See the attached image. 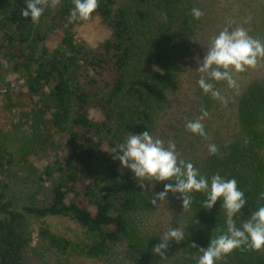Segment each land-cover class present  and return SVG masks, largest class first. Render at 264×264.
<instances>
[{"label":"trees","instance_id":"obj_1","mask_svg":"<svg viewBox=\"0 0 264 264\" xmlns=\"http://www.w3.org/2000/svg\"><path fill=\"white\" fill-rule=\"evenodd\" d=\"M73 7V0H61L44 28L49 7L33 24L21 15L25 0H0V264H28L25 251L33 242L28 215L41 220L38 244L52 253L55 264L108 261L118 249L138 263L180 264L154 262L158 255L152 248L159 240L140 223L154 207L151 196L111 151L130 132L155 133L169 95L178 88L176 55L194 33L190 8L185 0L121 5L98 0L87 21L69 23ZM86 24L102 35L86 41L81 32ZM2 63L12 75L20 73L22 82H2ZM213 83L219 89L225 82ZM201 100L197 114L186 116L193 120L201 109L208 112L202 121L209 135L206 154L186 152L189 140L201 139L184 128L176 146L179 157L206 176L235 178L247 200L241 221L247 220L264 206V83L254 81L240 94L237 129L228 134L213 118L214 111L222 112L219 100L204 93ZM11 134L13 141L7 138ZM210 144L218 149L215 155ZM15 180L37 185L36 193L44 194L40 203L16 207L5 193ZM204 200L194 193L186 210L187 246L198 256L200 247L226 231L220 201L209 210ZM45 218H68L80 231L65 236ZM224 258L230 264H264V249L242 247Z\"/></svg>","mask_w":264,"mask_h":264},{"label":"clouds","instance_id":"obj_2","mask_svg":"<svg viewBox=\"0 0 264 264\" xmlns=\"http://www.w3.org/2000/svg\"><path fill=\"white\" fill-rule=\"evenodd\" d=\"M59 0H25L26 8L21 15L30 17L36 24L45 11V7L54 8ZM68 22L87 21L98 7V0H73ZM204 12L199 8L192 9V16L199 20ZM231 29V30H230ZM264 58V42L251 37L243 27H225L211 38L207 51L197 59L196 71L200 74L197 81L199 88L213 99L226 103L225 98L214 86L213 82H226L229 88L238 87L236 74L255 68L258 61ZM208 112L201 109V115L185 124L187 131L194 135L205 136L203 120ZM130 132V131H129ZM209 153L218 151L215 145L208 146ZM113 158L121 167L132 174L141 189L152 192L156 184L162 183L163 190L151 197L153 205L169 199V193L179 199L183 210H187L193 202V194L204 195L205 209H212L220 201L224 210L226 231L212 238L206 247H200V255L196 264H217L235 249L247 247L252 250L264 249V206L251 213L247 220L241 221L247 200L238 188L235 178H226L219 173L211 176L201 174L191 161L179 157L177 147L172 139L167 143L155 138L148 130L141 133L130 132L123 141L112 148ZM264 198V197H262ZM237 221H241L239 226ZM187 232L183 227H170L159 237L152 250L164 257L170 243L179 244L184 241Z\"/></svg>","mask_w":264,"mask_h":264},{"label":"rangeland","instance_id":"obj_3","mask_svg":"<svg viewBox=\"0 0 264 264\" xmlns=\"http://www.w3.org/2000/svg\"><path fill=\"white\" fill-rule=\"evenodd\" d=\"M186 6L190 8L192 13L193 8H199L204 12V15L199 19H194L193 28L194 33L191 37L184 41L182 50L176 55V69L178 72V88L171 93L167 100V106L160 114V120L158 127L153 134V137L160 138L167 143L169 139H172L176 146L177 141L185 136V124L190 120V116H186L189 112L197 114L202 97V90L199 88L197 81L200 78V74L196 71L197 59L202 58L204 52L207 51L208 45L212 37L217 35L225 27L231 24V28L243 27L247 30L248 34L264 42V0H185ZM61 0L54 8L47 10V17L45 21V27L50 26V17L55 13L60 5ZM129 0H117V5L128 3ZM100 30H104V27L100 26ZM231 30V29H230ZM82 38L86 41L96 39L102 35L91 24H86L82 28ZM98 32V33H97ZM48 46L52 49L55 44L50 43ZM3 66V75L1 77L2 82H10L15 84L21 83L22 77L20 73L11 74L9 70ZM237 80L238 87L235 89L229 88L226 82L218 89L221 95L225 98L226 103L219 101V108L222 112L216 113L213 116L217 119V122H221L219 125L222 133H230L237 129L238 120L236 117L237 101L240 94L247 88V86L254 82L259 81L264 83V58L258 61L255 68H249L244 72L238 73L234 77ZM202 102V100H201ZM213 111V110H212ZM217 116V117H216ZM216 121V120H215ZM214 121V123H215ZM212 124L211 130L215 127ZM210 130L211 137L213 131ZM199 136L201 141L189 140V144L184 146L181 141V145L189 154L193 155H205L207 142L206 137ZM14 135H8L7 138L14 140ZM205 137V139H204ZM214 137V136H213ZM190 139V137H189ZM184 142V141H183ZM9 146H13L12 142H9ZM194 143L193 149L191 148ZM201 143V144H200ZM45 186V185H44ZM148 192L147 189H143ZM163 190V184H156L152 192H148L150 196L156 192ZM37 185L32 184L27 180H15L8 186L5 193L14 200L16 207L26 206L33 202L40 203L44 194H37ZM140 218L141 227L151 235L158 238L166 232L170 227H183L188 233L186 239L179 244L172 242L164 257L158 255L154 262L161 263H180V264H194L199 257L197 254H191L187 246L188 235L190 234V217L186 210H183L181 203L177 197L169 193V199L158 202L154 205L153 209L147 213L142 214ZM28 220L33 229L32 245L25 251V260L28 264H55V258L51 252H44V248L39 247L37 226L41 220H37L33 216L28 215ZM44 222L50 226L55 232L61 233L68 237H73L80 231L78 226L68 218H45ZM69 264H144L134 262L126 259V255L123 250H116L108 261L101 259H75L69 261ZM217 264H230L225 258L217 261Z\"/></svg>","mask_w":264,"mask_h":264}]
</instances>
